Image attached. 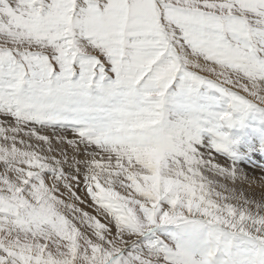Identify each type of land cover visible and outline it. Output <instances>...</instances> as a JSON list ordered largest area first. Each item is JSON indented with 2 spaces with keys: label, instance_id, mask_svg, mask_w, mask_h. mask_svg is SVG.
I'll use <instances>...</instances> for the list:
<instances>
[{
  "label": "snow or ice",
  "instance_id": "obj_1",
  "mask_svg": "<svg viewBox=\"0 0 264 264\" xmlns=\"http://www.w3.org/2000/svg\"><path fill=\"white\" fill-rule=\"evenodd\" d=\"M0 264H264V0H0Z\"/></svg>",
  "mask_w": 264,
  "mask_h": 264
},
{
  "label": "bare ground",
  "instance_id": "obj_2",
  "mask_svg": "<svg viewBox=\"0 0 264 264\" xmlns=\"http://www.w3.org/2000/svg\"><path fill=\"white\" fill-rule=\"evenodd\" d=\"M258 163H259V161H258Z\"/></svg>",
  "mask_w": 264,
  "mask_h": 264
}]
</instances>
